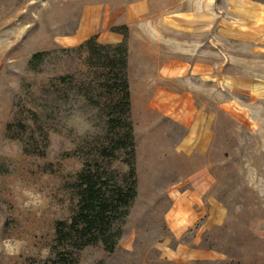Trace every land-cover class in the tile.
I'll return each instance as SVG.
<instances>
[{"label": "rangeland", "instance_id": "374dc122", "mask_svg": "<svg viewBox=\"0 0 264 264\" xmlns=\"http://www.w3.org/2000/svg\"><path fill=\"white\" fill-rule=\"evenodd\" d=\"M141 1L136 43L123 9ZM201 1L0 0V264L54 256L84 162L123 129L108 122L105 70L80 47L111 31L127 33L138 193L116 246L73 248L79 264H264V15L247 0ZM118 152L102 166L125 172ZM191 191L202 213L176 234Z\"/></svg>", "mask_w": 264, "mask_h": 264}, {"label": "trees", "instance_id": "16d2710c", "mask_svg": "<svg viewBox=\"0 0 264 264\" xmlns=\"http://www.w3.org/2000/svg\"><path fill=\"white\" fill-rule=\"evenodd\" d=\"M124 34V39L117 43H101L96 35H92L80 44L89 53L90 63L105 70L102 72L103 85L111 94L113 105L108 122H116V127L123 129L116 131L110 149L101 150V158L84 162L76 182L77 210L71 221L57 222L54 256L30 264H79L73 248L102 242L106 249L111 250L118 242L121 234L119 224L128 215L138 193L135 132L131 119L129 48L127 33ZM44 52L34 53L30 64L41 59ZM118 151H125L128 155L123 160L127 164L125 172L112 168L110 164V169L102 166V159L108 158L111 162L118 158Z\"/></svg>", "mask_w": 264, "mask_h": 264}, {"label": "crops", "instance_id": "0c3cea01", "mask_svg": "<svg viewBox=\"0 0 264 264\" xmlns=\"http://www.w3.org/2000/svg\"><path fill=\"white\" fill-rule=\"evenodd\" d=\"M262 1V3H261ZM205 0H202L200 2L199 5V10H203L204 8H206L205 4H204ZM253 3V5L251 7H248L246 12L248 14H263L264 15V0H247V3ZM257 3V8L260 9L256 10L255 9V4ZM144 2H140L136 5L134 4H130L127 8L123 9L124 10V19H126V23H128L129 25L131 23H136V26L134 29H136V35H134V38H131L133 40L136 41V43H138V16L140 14H144L146 13V8L144 6ZM262 5V7L260 6ZM203 12V11H202ZM168 26H170V24H168ZM87 27V26H86ZM153 30L158 31L159 30V24H155V27H153ZM94 33L93 32V28L89 29L86 28L82 31V34H76V35H71L68 39V41H79V37H83L84 35H86L85 37L81 38V40L85 39L86 37H88V35ZM102 35L100 34V38L102 39ZM107 38L104 39L105 42H120L123 39L122 33L120 32H108ZM100 39V40H101ZM103 41V40H102ZM137 45V44H136ZM131 58H130V64H131ZM142 63V62H139ZM131 66V65H130ZM198 125H196V122L193 121V119L190 121L189 123V127L191 129L190 131V135L188 137V141H190V143H192L193 141H195V145H197L201 138L199 134V136L196 135V127ZM194 132V133H193ZM186 192V191H185ZM198 201V194L196 192H192L189 195H185L182 194L179 196L178 201L175 204V208H174V212H175V216H176V220L174 222V224L172 225V229L174 230V233L176 234H181L182 232H184L189 226H191L192 224H194L197 219L200 217L202 211L200 209V204H197ZM185 202V203H183ZM183 204H185V207H183Z\"/></svg>", "mask_w": 264, "mask_h": 264}]
</instances>
